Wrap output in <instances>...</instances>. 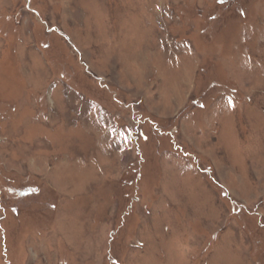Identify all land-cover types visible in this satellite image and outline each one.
<instances>
[{
    "label": "rangeland",
    "instance_id": "obj_1",
    "mask_svg": "<svg viewBox=\"0 0 264 264\" xmlns=\"http://www.w3.org/2000/svg\"><path fill=\"white\" fill-rule=\"evenodd\" d=\"M0 264H264V0H0Z\"/></svg>",
    "mask_w": 264,
    "mask_h": 264
}]
</instances>
